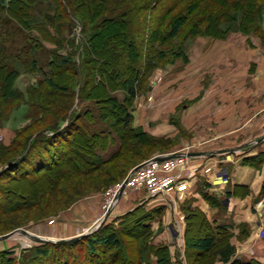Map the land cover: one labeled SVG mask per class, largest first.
<instances>
[{
  "label": "trees",
  "instance_id": "16d2710c",
  "mask_svg": "<svg viewBox=\"0 0 264 264\" xmlns=\"http://www.w3.org/2000/svg\"><path fill=\"white\" fill-rule=\"evenodd\" d=\"M35 3L46 10L40 15L27 10ZM34 32L56 50L49 72L40 69L41 82L23 91L16 83L26 65L38 70L43 41ZM231 32L264 45V0H0V130L22 104L36 111L12 143L0 148V179L13 180L0 213L26 207L41 210L43 218L56 215L58 209L46 212L50 202L41 206L56 193L70 200L59 207L65 212L85 196L77 185L80 177L96 176L88 184L102 192L166 153L171 139L133 127L136 99L149 91L158 69L187 61L188 40L225 39ZM77 102V108L87 106L75 114ZM263 161L245 163L260 167ZM18 177L30 188L17 184ZM239 190L245 188L235 187L234 195L248 194ZM204 197L223 207L217 198ZM162 213L163 208L148 211L140 204L79 238L39 242L19 257L0 251V264H145L152 256L158 264H175L168 246L151 243L150 223ZM232 235L229 226L210 222L203 212H186L187 264H261L233 259Z\"/></svg>",
  "mask_w": 264,
  "mask_h": 264
},
{
  "label": "crops",
  "instance_id": "0c3cea01",
  "mask_svg": "<svg viewBox=\"0 0 264 264\" xmlns=\"http://www.w3.org/2000/svg\"><path fill=\"white\" fill-rule=\"evenodd\" d=\"M185 54L187 61L178 59L154 73L149 91L136 99L132 111L133 127L172 140L164 155L187 157L178 170L184 184L156 197L122 196L109 220L140 204L148 211L163 208L150 223L151 243L168 246L175 264H187L186 212L201 211L210 222L229 226L233 259L264 263V161L260 167L245 163L264 158V45L231 32L225 39L188 40ZM235 187L248 194L234 195ZM204 194L223 207L213 206ZM97 212L91 202L77 203L64 218L67 226L93 227L102 219ZM80 233L78 228L61 239ZM145 264H158L157 257Z\"/></svg>",
  "mask_w": 264,
  "mask_h": 264
},
{
  "label": "rangeland",
  "instance_id": "374dc122",
  "mask_svg": "<svg viewBox=\"0 0 264 264\" xmlns=\"http://www.w3.org/2000/svg\"><path fill=\"white\" fill-rule=\"evenodd\" d=\"M124 7H128L127 4H123ZM123 5L119 8L118 12H122L124 7ZM129 8V7H128ZM27 10H32L36 15H40V10H46L45 7L39 6L37 3H35L33 6L28 7ZM129 20V17H126L123 19V22L125 23L126 21ZM38 38L42 39V48L39 49L37 59H38V70H32L33 67L31 68L29 65H26V70L23 72L18 79L16 83V87H18L20 90H25L27 87L32 86V85H38L39 82H41V79L43 78V74L41 73V68L45 72H49L50 68L48 65L50 64V60L53 59V52L56 50V46L49 42L46 41L44 35L42 33L34 32ZM77 33V34H76ZM75 34L80 37L81 31H75ZM75 36V35H74ZM78 39V38H77ZM79 43V41H78ZM187 43V42H186ZM186 47V44H185ZM27 56V54H26ZM78 60V58L76 59ZM185 61V60H184ZM183 60L179 59V62L182 63L184 62ZM31 63V62H30ZM173 64V63H170ZM168 64V65H170ZM25 67V66H24ZM31 68V69H29ZM152 80V78L150 79ZM150 84V83H149ZM120 94V93H119ZM146 93H141L140 97H144ZM136 102V101H135ZM92 104V103H91ZM135 104V103H134ZM87 104H83L82 106L78 107V102L77 105L74 107L73 112L75 114H78L79 112H83L84 108H86ZM36 115V111L31 109L27 106L22 104L19 108H17L12 116L8 119V121L5 123L4 129L0 130V148L1 146L4 145H10L12 143V139L16 136L18 131L23 130L24 127H26V123L29 121L28 119L31 117H34ZM26 135V134H25ZM83 153V152H82ZM86 154V152H84ZM156 155H162L161 153L156 154ZM154 155V156H156ZM164 155V154H163ZM88 158V154L85 155ZM153 156V157H154ZM117 164H115L113 167L116 169ZM0 171H1V166H0ZM129 175V174H128ZM128 175L119 183L106 188L102 192H96L95 187H90L89 184L92 183V180L96 176L93 177H86V179L80 177L77 182L78 187L80 188V191L85 195L81 199H77V202L73 204L72 207H70L67 211L63 212L60 211L61 208L67 203H70V200L68 199H63L60 194H54L53 197L49 201H47L45 198L41 202V206L45 207L47 202H50L49 208H46V212H52L54 209H58L56 215L52 216H47L45 218L41 217L40 211L35 209L31 210H26V207H21L25 209H21L20 211H15V212H10V213H0V231L4 232V228L9 227V231L7 233L0 234V237L12 234L10 237H8L6 240H0V251L3 250H9L14 253V256H20L22 251H25L26 249L30 248L31 246L38 244L39 242L35 241V239H42V238H47L50 240H60L62 237L65 236V234L68 235V233L73 232L76 233V231L81 230L80 235L82 234L83 236L88 234L90 230L94 227H90L87 225L85 226H67L69 223H67V220L64 218V215L74 207L76 204H86L88 202H91V205L94 204L96 207V210H98L97 213L98 217L103 218L108 210L109 207V202L113 200L112 195H107V193L114 188H116L118 185H121L124 180L128 177ZM21 178L18 177V183L17 184H22L23 186L25 185V188H30V183H19V180ZM12 181L13 180H1L0 179V201H2L3 198H5L4 193L12 187ZM89 183V184H88ZM83 185V186H82ZM14 186V185H13ZM14 188V187H13ZM71 194V192H69ZM87 194V195H86ZM132 194V193H130ZM128 195V194H127ZM125 196V195H123ZM261 196V195H260ZM73 199V198H72ZM5 202L6 199H3ZM57 200H64L62 201H57ZM48 207V206H47ZM60 207V209H59ZM114 207V204L112 205L111 208ZM134 209V208H133ZM50 215V214H49ZM111 215V214H110ZM102 220V219H101ZM109 220V219H108ZM107 220V221H108ZM69 221V220H68ZM98 223H96L95 226ZM90 227V228H89ZM89 228V229H88ZM12 229V230H11ZM75 230V231H72ZM201 230V229H200ZM24 231L29 232L30 234L24 233ZM72 234V233H71ZM77 235V236H80ZM261 237L264 238V232H261ZM74 237V236H73ZM60 238V239H59ZM26 252V251H25ZM156 257V256H155ZM241 260V259H240ZM255 260V259H252ZM248 261V260H247ZM258 261V260H256ZM261 263L260 261H258ZM217 262L216 264H218ZM264 264V263H261Z\"/></svg>",
  "mask_w": 264,
  "mask_h": 264
},
{
  "label": "built area",
  "instance_id": "2783aa9c",
  "mask_svg": "<svg viewBox=\"0 0 264 264\" xmlns=\"http://www.w3.org/2000/svg\"><path fill=\"white\" fill-rule=\"evenodd\" d=\"M186 162L185 155L180 157L156 155L152 157L128 177L123 195L139 192L144 193L147 197H156L165 195L174 186L182 187L184 182L179 180L178 170L184 168ZM120 188L121 185H118L107 193V195L113 196L108 209L115 204Z\"/></svg>",
  "mask_w": 264,
  "mask_h": 264
},
{
  "label": "water",
  "instance_id": "95a60500",
  "mask_svg": "<svg viewBox=\"0 0 264 264\" xmlns=\"http://www.w3.org/2000/svg\"><path fill=\"white\" fill-rule=\"evenodd\" d=\"M141 167H142V165H139V166L135 167V168L129 173L128 177H129L131 174H133L134 172H136V171H137L139 168H141ZM128 177H127V178L124 180V182L121 184V188H120V190H119L118 195L116 196L115 203H116L118 200H120L121 197L123 196V192H124L125 185H126V182H127V180H128ZM111 210H112V208H109V209L107 210L105 216H104V217L102 218V220H100V222L97 224L98 226H101L103 223H105V222L110 218V214H111V212H112ZM24 233H26V234H30V233L27 232V231H24ZM11 235H12V234H8V235H5V236H2V237H0V240H6V239H7L8 237H10ZM81 236H83V235L76 236V237L69 238V239H60V240H58V241L72 240V239L79 238V237H81ZM35 241L45 243V242H49L50 239H47V238L38 239V238H37V239H35Z\"/></svg>",
  "mask_w": 264,
  "mask_h": 264
}]
</instances>
